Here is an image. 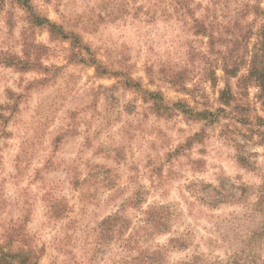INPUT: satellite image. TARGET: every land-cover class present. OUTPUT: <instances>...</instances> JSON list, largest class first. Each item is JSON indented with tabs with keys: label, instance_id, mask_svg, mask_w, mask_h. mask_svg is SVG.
<instances>
[{
	"label": "rangeland",
	"instance_id": "rangeland-1",
	"mask_svg": "<svg viewBox=\"0 0 264 264\" xmlns=\"http://www.w3.org/2000/svg\"><path fill=\"white\" fill-rule=\"evenodd\" d=\"M245 1L264 6L30 0L74 41L0 0V60L23 64H0L3 248L24 240L35 264H121L136 247L160 252L152 264H264V97L241 78L245 63L235 77L222 71L247 60L253 38L237 45L216 30ZM237 15L241 32L258 26L246 9ZM225 83L228 105L218 100ZM218 222L233 223L227 236ZM181 233L192 244L170 246Z\"/></svg>",
	"mask_w": 264,
	"mask_h": 264
},
{
	"label": "trees",
	"instance_id": "trees-1",
	"mask_svg": "<svg viewBox=\"0 0 264 264\" xmlns=\"http://www.w3.org/2000/svg\"><path fill=\"white\" fill-rule=\"evenodd\" d=\"M15 1L18 2L25 9L27 14L30 16L32 23L37 25H43L47 29L50 36L52 37L55 36L56 38H60V39H73L74 41H76L77 38L75 36H72V34L70 37L68 36L69 35L68 33L70 32H66L61 26L54 23L53 21H50L47 17H43L37 14L32 9L30 5V0H15ZM242 9H246L247 13L251 12L255 16V18H258L259 23L255 30H252V28H250V26L252 27V23H249L245 29V32L244 33L241 32L242 28L240 26V22L238 20L237 14L239 13L241 14ZM235 10L237 14L236 15L234 14V16H227L225 20L223 19L224 22L223 25H220L218 24V22H216V27H217L216 30L219 33V36H221L222 33L224 34L225 32L231 33L229 38L226 37L228 38L226 42L235 41L237 45H239V43H237L236 41L238 40V37H240L241 42L242 41L245 42L246 46L248 44L247 41L248 39H250V37L253 38V41L250 45V48L249 49L246 48L248 53L247 60H243V58L238 59L236 57L232 60L231 64L224 65L222 67V71L225 74L229 75L230 77H235L239 71V67L245 63L246 73L241 78H245V80L247 81L249 80L254 82L258 87L260 94L264 97V6H262L260 2L254 4L242 2L241 4L238 5V7L235 8ZM244 15H247L246 12H244ZM201 27L206 28L204 24H201ZM219 29H224V31L222 30L221 33V30ZM239 32H240V36H238ZM17 59H18L17 56L10 55L4 60H0V64H3L5 66H16V67L17 66L19 67V65H23L20 64V62H18ZM214 76L216 77V75ZM218 94H219L218 100L220 101L221 104L228 105L230 103L232 96L229 89V85L227 83H225L224 87L218 91ZM175 106L178 107L182 106L183 113L185 114L189 113L191 116H195L198 119L204 121L207 120L210 115H212V112L207 109L193 112L192 108L180 102L176 103ZM259 121H260L259 125L263 128V132H264V120H259ZM243 159L244 158L242 156H237V160L239 162L243 163L244 161ZM115 218L116 217L114 215H111L104 218L102 222L104 224H108L109 222L115 220ZM146 223H147L146 225L150 227L149 231H151L153 227L154 229L160 228L161 230H163L166 225L165 224L166 222L163 223L146 222ZM231 224L233 223L218 222L216 227H214L215 233L221 235L222 237L227 236L229 233L228 227L231 228ZM252 233H254V231H252ZM259 234H262V232L261 233L259 232ZM188 235H189L188 233H184V234L181 233L180 236L177 235L170 237L168 240V244L172 247H176V246L179 248L189 247V245H191L192 243ZM22 243L24 244L16 247L12 246L13 248L11 246H7L6 248H3L0 245V264H35V261L37 259V255L35 253L36 251L32 247H30L26 243V241L22 240ZM156 246L158 247V249L161 248L160 250H166L165 247H159V245ZM123 247L124 245H122V248ZM129 253L130 254L134 253V254L127 257L129 261H123L121 264H131V261H135V262L138 261L139 263L143 262V264H152L148 260H150V258L152 259L156 254L155 250L154 251L150 250V248L148 247H143L140 250H137L136 247V250L133 251L129 250ZM158 254H160V252H158ZM158 254H156L157 257ZM141 256L145 257L143 258L142 261L140 259ZM177 264H191V262L181 261L178 262Z\"/></svg>",
	"mask_w": 264,
	"mask_h": 264
}]
</instances>
